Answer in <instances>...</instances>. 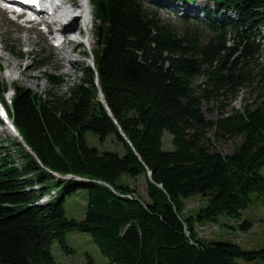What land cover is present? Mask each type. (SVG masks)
<instances>
[{
	"label": "trees",
	"instance_id": "trees-1",
	"mask_svg": "<svg viewBox=\"0 0 264 264\" xmlns=\"http://www.w3.org/2000/svg\"><path fill=\"white\" fill-rule=\"evenodd\" d=\"M208 1L202 16L172 25L137 0H91L94 66L48 100L14 86L10 117L24 144L10 142L11 151L0 143V264H60L51 248L72 252L70 232L89 235L112 264H264V248L205 241L194 229L239 218L250 194L264 191V0ZM198 76L203 88L192 84ZM244 87L256 94L252 104L206 119L203 101ZM7 89L0 81V100ZM213 129L216 140L241 143L229 155L213 150ZM88 133L114 136L124 155L89 146ZM139 176L146 199L128 181ZM79 190L87 192L84 218L67 219L66 199ZM194 195L207 204L185 217ZM85 264L95 262L86 256Z\"/></svg>",
	"mask_w": 264,
	"mask_h": 264
},
{
	"label": "rangeland",
	"instance_id": "rangeland-1",
	"mask_svg": "<svg viewBox=\"0 0 264 264\" xmlns=\"http://www.w3.org/2000/svg\"><path fill=\"white\" fill-rule=\"evenodd\" d=\"M197 1L198 2H196L191 9H187V6H184L183 2L178 0H157L156 2H151L150 0H137L142 8L172 25H182V20H184V18L189 20L195 15L202 16L201 11L203 8L205 9L206 5L209 9L212 8L208 0ZM184 7L185 9L181 10V8ZM194 8L195 10L192 11ZM94 23L93 19V22H91L90 25H86L84 28V38H80L83 41V45L78 50L80 54L74 53L72 56L71 51L70 57L73 62H75V65L70 67L64 63V66H67L65 68L66 74H64L61 69L59 70L56 68L52 54L57 50L51 46V39L41 31V28H37V30L33 32L30 30V26L27 25L24 27L23 23L20 21L13 22L0 12V81L8 88L6 91L8 92L7 95L1 100L5 110L10 113L15 85L28 89L41 100H48L51 96H59L66 93L68 88L81 77V71L85 67H93V56L96 50L95 37L93 35ZM261 33L262 36H264V29L261 30ZM25 36L29 37L31 41L34 40L35 45L31 47L27 42H24ZM79 37L80 36H76V38ZM262 41L264 43V38ZM9 46H13L15 52L21 51L23 54L22 58L17 57L14 54L15 52H10L8 49ZM3 47L5 49H3ZM262 49H264V47ZM30 50H33L34 53L27 55ZM56 58L57 57H55V59ZM259 61H262V57ZM25 69H31V71ZM34 77L36 79H34ZM50 78H53L54 82H52ZM204 81V77L198 76L193 79L192 84L194 86L201 85V88H203ZM255 95V93H252L251 88L244 87L238 90L232 97L226 99L220 98L218 101H203L202 111L206 119L213 121L219 117L220 112L222 115L227 116L234 110L242 109L246 104H252ZM220 104L223 105L222 111L218 110ZM214 136V129L207 134V139H211L212 149L224 155L231 154L236 146L241 143L240 137H236L232 140H216ZM86 140L89 146L95 147L99 151H110L118 153L121 156L124 155L125 151L122 144L115 140L114 136L101 141L97 135L88 133L86 134ZM1 142L4 146L9 145V149L14 151L9 143L19 142V139L1 125L0 143ZM163 150H173L171 135L167 132L163 134ZM261 175L264 178V168L261 169ZM128 181L134 191H136V194L140 198L146 199V178L144 176H139L136 179H129ZM249 197V205L240 212V217L237 219L223 215L215 222L205 220L195 222L194 229L198 237L205 241L216 240L231 242L238 245L244 251H257L264 248V191L253 192ZM86 204L87 192L85 190H79L75 195L67 198L65 202L66 218L82 220L85 215ZM206 204V199L201 195H194L184 200L183 215L185 217H194L200 209L205 208ZM243 221L251 223V227L247 231H242L239 228V223ZM66 242L72 250L70 253L61 248L58 243L52 245V256L57 263L85 264L86 256H90L95 264H112L108 258L101 254L97 245L87 234L78 232L67 233ZM237 262L240 264H263L261 260L245 263L237 259Z\"/></svg>",
	"mask_w": 264,
	"mask_h": 264
},
{
	"label": "bare ground",
	"instance_id": "bare-ground-1",
	"mask_svg": "<svg viewBox=\"0 0 264 264\" xmlns=\"http://www.w3.org/2000/svg\"><path fill=\"white\" fill-rule=\"evenodd\" d=\"M58 1L60 5L56 7L54 11L57 12L59 19H62V20L68 19V21L66 22L64 26H61L56 32L49 25H46V26H47V29L49 30L48 36L51 37V42L55 41V44H56V45L55 44L52 45L57 50L56 52L52 54L53 55L52 58L55 60L54 61L55 66L59 70L61 69V71L64 74H66L65 68L67 66L73 67L75 65V62H73V60L70 57L71 51H72V56L74 55V53L80 54L78 50L83 45V41L80 39V37H84V34H85L84 28L86 27V25L88 24L90 25L91 22H93L94 10H93L92 3L89 0H82V1L69 0L66 4H63L64 0H58ZM150 1L156 2L157 0H150ZM53 3L56 4V2H53ZM193 10H195V8L192 9V11ZM38 27H41V26L39 24L34 23L30 26V30L35 32V30H37ZM76 36H80V37L76 38ZM263 38L264 36H262V39H261L262 44H264L262 41ZM24 42H27L29 46L31 47L35 45V41L34 40L31 41L30 38L27 36H25ZM72 47L73 48L75 47V48L73 49ZM3 49L5 48L3 47ZM33 53L34 51L30 50L27 53V55H31ZM55 57L57 58L55 59ZM64 63L67 66H64L65 65ZM59 65H61L62 67ZM27 66H30V65H27ZM17 68H18V65H17ZM31 69L30 70L25 69V70L31 71ZM34 79L36 78L34 77ZM3 110L5 111L7 115V121L4 124V128L7 131L11 132V134L15 136L17 139L21 140L20 136L17 134L14 128V125L11 119L8 116V113L6 112L4 108Z\"/></svg>",
	"mask_w": 264,
	"mask_h": 264
}]
</instances>
